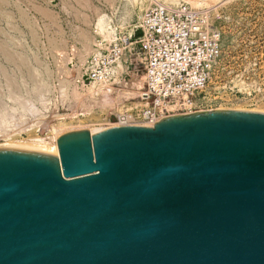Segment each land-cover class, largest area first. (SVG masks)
Returning a JSON list of instances; mask_svg holds the SVG:
<instances>
[{"label":"water","instance_id":"1","mask_svg":"<svg viewBox=\"0 0 264 264\" xmlns=\"http://www.w3.org/2000/svg\"><path fill=\"white\" fill-rule=\"evenodd\" d=\"M0 264H264V113L0 146Z\"/></svg>","mask_w":264,"mask_h":264},{"label":"rangeland","instance_id":"2","mask_svg":"<svg viewBox=\"0 0 264 264\" xmlns=\"http://www.w3.org/2000/svg\"><path fill=\"white\" fill-rule=\"evenodd\" d=\"M154 1L181 0H0V146L106 129L111 112L137 108L143 59L117 82H106L109 87L88 84L84 76L91 58L102 62L114 39L128 35L135 42L138 18ZM203 2L216 5L221 52L198 103L206 110L264 113V0ZM106 91L108 107L100 104Z\"/></svg>","mask_w":264,"mask_h":264},{"label":"built area","instance_id":"3","mask_svg":"<svg viewBox=\"0 0 264 264\" xmlns=\"http://www.w3.org/2000/svg\"><path fill=\"white\" fill-rule=\"evenodd\" d=\"M199 1H154L138 18L134 41L143 56L139 105L116 118L120 126L152 127L164 117L207 111L196 97L219 61L221 31L216 5L201 6ZM129 40L128 35L114 39L102 62L91 58L84 82L112 80L116 60Z\"/></svg>","mask_w":264,"mask_h":264},{"label":"bare ground","instance_id":"4","mask_svg":"<svg viewBox=\"0 0 264 264\" xmlns=\"http://www.w3.org/2000/svg\"><path fill=\"white\" fill-rule=\"evenodd\" d=\"M175 3H177V2H175ZM204 4H202L201 3V6H203V5H205V4H207V3H205V2H203ZM199 4V3H198ZM200 5V4H199ZM208 5V4H207ZM90 10V9H89ZM98 29L100 30V31H106L107 32V35H108V37H110V38H112V31H110V29L109 28H107V26L105 25V23H104V21H99V23H98ZM139 49V48H138ZM137 49V47H136V45H135V42H129V43H127L126 44V46H125V48L122 50V53H121V55H122V57H123V66H122V63H121V61H120V58L119 59H117L116 60V65H115V67L113 68V70H112V81L113 82H117V75L121 72V71H123L124 69L125 70H130V67L131 66H133V62H134V69H137V65L138 66H141V63H142V59H143V56H142V53H141V51L140 50H138ZM93 85H97V86H101V85H103V86H107V87H109V85L106 83V82H104V83H99V84H93ZM134 85H136L137 87H139V85H137V84H134ZM100 89H101V87H100ZM133 91V90H132ZM109 93H110V91H109ZM106 94H108L107 93V91L104 93V95H103V93H102V98L100 99L101 101H100V104L102 105V106H106L107 105V107H108V105L109 104H107L108 102H110V104H111V101H109V98L106 96ZM126 95H127V93H126ZM136 95V93L135 92H133V93H130V94H128L127 95V98H128V96H135ZM126 97V96H125ZM111 100V99H110ZM110 106V105H109ZM236 111H238V110H236ZM244 112H250V111H244ZM123 113V112H122ZM122 113H120V114H118V116H116V114L114 115V113H110L109 115H108V119L112 116L113 118L115 117V120H114V122H109V124H108V128H112V127H117V126H120V123H119V121L118 120H116V118H119L121 115H122ZM101 129H103V128H101ZM107 129V128H106ZM91 130H100V128L99 129H91ZM54 131V130H53ZM55 131H56V129H55ZM3 146V145H2Z\"/></svg>","mask_w":264,"mask_h":264}]
</instances>
